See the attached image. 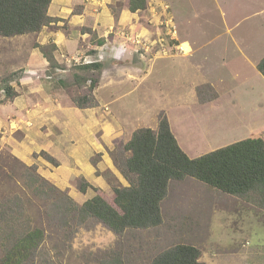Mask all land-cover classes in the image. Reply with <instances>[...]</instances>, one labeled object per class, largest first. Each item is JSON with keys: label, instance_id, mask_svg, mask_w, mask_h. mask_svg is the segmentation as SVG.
I'll return each mask as SVG.
<instances>
[{"label": "rangeland", "instance_id": "obj_1", "mask_svg": "<svg viewBox=\"0 0 264 264\" xmlns=\"http://www.w3.org/2000/svg\"><path fill=\"white\" fill-rule=\"evenodd\" d=\"M123 5L124 0L112 10ZM134 13L131 26L114 31L120 41L89 33L80 51L69 54L51 40L39 44L34 32L0 36V205L10 204L21 230L27 224L44 230L35 264H147L180 243L196 246L201 259L207 257L210 264H264V210L194 178L170 181L161 202L160 225L122 233L93 218L60 224L50 217L46 200L28 185L27 168L34 165L40 177L78 205L99 188L91 185L82 191L80 186L86 184L82 176L67 179L62 187L56 169L60 152L25 150L21 145L33 133L29 136L28 117H16L10 102L27 91L31 102H41L45 95L46 103L77 107L72 97L88 93L96 79L92 91L96 105L85 108L94 111L90 117L97 121L95 133L102 145V133L115 137L117 142L108 149L111 159L112 153L120 158V144L131 129H156L162 113L170 118V128L184 147L194 145L200 153L247 137L264 139V77L256 68L264 56V0H146V7ZM52 18L44 25L48 29L71 31L66 20L57 26ZM183 42L189 50L181 49ZM119 43L125 52L112 55ZM90 62L103 67L82 68ZM8 83L16 92L12 98L5 97ZM111 92L115 96H109ZM38 127L64 132L61 124L49 121ZM50 141L62 147L55 134L40 144L48 146ZM27 147L32 148L29 143ZM24 152L33 163L26 161ZM100 157L96 153L92 161ZM112 163L113 170L100 173L107 184L99 189L108 197L113 186L128 185L114 159ZM248 252L254 254L246 257Z\"/></svg>", "mask_w": 264, "mask_h": 264}, {"label": "trees", "instance_id": "obj_2", "mask_svg": "<svg viewBox=\"0 0 264 264\" xmlns=\"http://www.w3.org/2000/svg\"><path fill=\"white\" fill-rule=\"evenodd\" d=\"M134 12L146 7V0H124ZM51 0H0V36H14L37 32L52 21L48 15ZM82 68L100 70L101 62H90ZM264 77V56L256 64ZM76 81L80 80L76 75ZM97 80L92 79L88 93L72 97L79 108L95 106L92 94ZM6 98L16 95L8 83ZM2 101V100H1ZM117 168L128 185L112 187L108 197L99 188L81 205L66 193L40 177L35 166L27 168L28 185L32 192L50 205V217L68 225L88 218L96 219L115 233L128 228L146 229L162 223L161 202L168 193L171 180L186 177L199 180L221 192L241 196L264 210V139L247 137L195 157H190L179 145L165 114L158 119L157 128H136L129 139L120 144ZM51 163L56 160L46 153ZM87 182L80 186L82 191ZM55 195L57 197H55ZM10 204L0 205V264H35L37 250L44 238V230L29 226L21 230ZM19 214H22L19 211ZM200 250L191 244H176L156 255L147 264H203ZM116 262H119L116 261ZM115 263V262H114ZM123 263V262H122Z\"/></svg>", "mask_w": 264, "mask_h": 264}, {"label": "crops", "instance_id": "obj_3", "mask_svg": "<svg viewBox=\"0 0 264 264\" xmlns=\"http://www.w3.org/2000/svg\"><path fill=\"white\" fill-rule=\"evenodd\" d=\"M122 1L123 0H51L48 6V14L56 18L55 23L57 26L60 20H66L71 31L62 33L59 31L60 29H58V27L48 29V26H44L39 32H34L37 37L36 41L39 44H44L48 40H51L58 50L68 54L75 50L80 51V43L86 40L89 33H94L105 39L110 35L108 39L120 41L114 31H117L120 27L131 26L133 15H135L126 5L121 6L115 12L112 10V5ZM53 23L54 22L50 23V25ZM111 33H114L115 36H111ZM88 43L90 44V42ZM185 47L186 50L190 49L189 45L183 42L181 48L185 49ZM124 52L125 47L123 43H119L110 51L112 55L116 56L123 55ZM28 64L32 68L33 62L30 61ZM132 90H134V88L127 90L126 94L131 93ZM27 93L30 92L27 91L26 94H19L10 102L12 110L17 114L16 117H20L21 115L28 117L25 121L30 123L27 127L30 130L29 136L33 133L31 138L21 143V145H24V149H45L49 152L51 148H54L53 151H59L61 155H57L56 160L58 165L56 169L58 172L57 175H59L57 178L58 184L62 185V187L66 184L65 181L67 179L79 176H82L90 186H98L99 188L104 187L107 183L103 173H100L101 170L104 171L105 169L113 170L114 166L112 159L109 157L108 149L111 147L112 141L116 139L113 135L109 136V133L105 132L101 134V138L105 139L104 144L102 145L98 141L95 133V129L98 127L97 121L95 117H90L94 111L89 110L90 108L64 106L53 101L46 103L44 102L45 95L40 98L41 102H31L27 98ZM109 96H115V93L111 92ZM48 121L58 123L59 125L61 124V126L64 127L63 134L60 132L54 133L51 127L47 128L46 132L38 127V124L46 125ZM168 121L170 125L171 120L169 117ZM107 123L110 124V121ZM91 125L95 127L94 130L90 128ZM133 130H135V128L129 131L127 140L131 136ZM171 130L181 148L190 157L202 154L198 149H195L194 145L189 146L188 149L184 147V144L180 142L179 136L174 132L172 126ZM54 134L57 141L60 143L62 142V147H57V144H54L55 141H50L48 146L40 144V140H44L47 135L49 137ZM27 143H29L32 148L27 147ZM96 153H101V157L93 162L92 158ZM24 156H26L25 159L27 162L33 163L26 153ZM95 168L99 170V173H97V171L94 172V170H96ZM253 254L254 252H248L245 253V256L249 257ZM199 259L204 264H210L207 257L205 260L201 259V254Z\"/></svg>", "mask_w": 264, "mask_h": 264}, {"label": "built area", "instance_id": "obj_4", "mask_svg": "<svg viewBox=\"0 0 264 264\" xmlns=\"http://www.w3.org/2000/svg\"><path fill=\"white\" fill-rule=\"evenodd\" d=\"M172 32V30L170 29V33ZM169 33V32H168ZM182 49V48H181Z\"/></svg>", "mask_w": 264, "mask_h": 264}]
</instances>
